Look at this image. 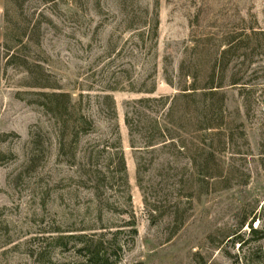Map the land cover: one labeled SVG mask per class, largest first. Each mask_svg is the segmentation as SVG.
<instances>
[{"label": "rangeland", "instance_id": "obj_1", "mask_svg": "<svg viewBox=\"0 0 264 264\" xmlns=\"http://www.w3.org/2000/svg\"><path fill=\"white\" fill-rule=\"evenodd\" d=\"M0 22V264H264V0Z\"/></svg>", "mask_w": 264, "mask_h": 264}, {"label": "trees", "instance_id": "obj_2", "mask_svg": "<svg viewBox=\"0 0 264 264\" xmlns=\"http://www.w3.org/2000/svg\"><path fill=\"white\" fill-rule=\"evenodd\" d=\"M10 1H12V0H5V5H4V8H5V6H6V4L8 3V2H10ZM2 45H1V43H0V47H1ZM219 85H216V86H210V88L211 87H218ZM212 89V88H211ZM211 91H216V90H211ZM65 95H67V96H69V98H71L72 97V94L71 93H69V92H63ZM73 99V98H72ZM72 101V100H71ZM69 120V119H68ZM86 123L87 124H90V125H92L93 126V122L92 121H90V120H88L87 118H86ZM71 122V121H70ZM66 125H71V126H74L75 127V125L76 124H72V122H71V124H67L66 123ZM119 157H120V159H121V162L123 163V165H124V167L126 168V159H125V156H124V153H122L121 151H120V154H119ZM253 221H255V217L254 218H252V220L250 221V226H251V228H252V231L253 232H256V231H258L259 230V227H254L253 226Z\"/></svg>", "mask_w": 264, "mask_h": 264}, {"label": "crops", "instance_id": "obj_3", "mask_svg": "<svg viewBox=\"0 0 264 264\" xmlns=\"http://www.w3.org/2000/svg\"><path fill=\"white\" fill-rule=\"evenodd\" d=\"M4 5H5V0H0V12L4 9ZM4 39V30L2 27V23L0 22V43L3 41Z\"/></svg>", "mask_w": 264, "mask_h": 264}]
</instances>
